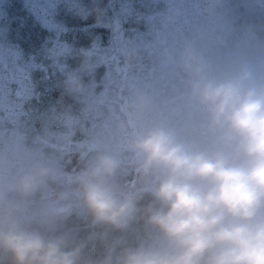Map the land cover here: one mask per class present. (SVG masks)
<instances>
[{
    "label": "clouds",
    "instance_id": "1",
    "mask_svg": "<svg viewBox=\"0 0 264 264\" xmlns=\"http://www.w3.org/2000/svg\"><path fill=\"white\" fill-rule=\"evenodd\" d=\"M177 67L200 117L196 134L148 121L151 99L136 93L122 123L131 188L117 182L121 156L97 146L67 177L70 190L57 194L75 198L84 235L24 211L61 179L57 169L43 159L12 171L0 165V264H264V69L241 62L221 71L192 44ZM67 87L85 84L70 77Z\"/></svg>",
    "mask_w": 264,
    "mask_h": 264
},
{
    "label": "flooded vegetation",
    "instance_id": "2",
    "mask_svg": "<svg viewBox=\"0 0 264 264\" xmlns=\"http://www.w3.org/2000/svg\"><path fill=\"white\" fill-rule=\"evenodd\" d=\"M58 1L60 0H27L29 16L34 18L32 20L23 15L21 0H0V151L7 156L16 157L17 161L8 171L14 170L15 166H25L27 163L24 165L23 162H27V157L30 162L43 159L57 169L61 179L50 183L44 192L36 193L29 201H25L24 211L37 219H51L61 231L76 230L84 235L88 230L87 223L76 207L75 198L59 202L57 194L70 190L67 177L81 168L82 153L88 152L91 155L97 146L115 151L121 156L124 163L117 182L125 190L131 188L134 179L133 159L124 150L127 131L122 123L126 120L123 109L135 95L133 76H139L153 84L150 97L153 109L146 116L148 121H165L195 135L200 117L188 105L185 95L174 98L172 78L165 81L160 54L142 48L121 54L112 51L108 58L109 64L99 62V68L108 70V79L105 78L108 82L103 87L102 95L99 92L102 84L100 76L98 79L95 77L98 82L89 83L88 72L93 68L88 58L79 53V61L75 62L79 67L59 69L66 83L61 87L58 84L50 99L39 107V101L34 99V77L21 64L18 44L20 30L23 23L32 28L27 23H37V17L43 24L70 23V20L65 19V11L58 9ZM209 3V0H196L194 5L203 11V16H208L211 12ZM193 7L188 11L191 12ZM98 19L99 27L103 28V23ZM184 24L188 28L190 23ZM223 24L221 23V32L225 34L221 35L225 38L221 41L223 46L220 47V52L201 53L224 72L234 70L241 62L264 69V23H246L243 28V23H229L227 32L223 29ZM108 25L112 31H116L119 26L122 28L121 32L130 29L137 34H146L142 23ZM239 30L246 32L244 35H237ZM115 36L117 38L118 35ZM195 39L194 37L193 40ZM54 44L55 48L60 45L56 41ZM60 48L61 55L65 52L68 54L66 43ZM95 55L98 56L97 53ZM50 75L53 74L47 73V76ZM70 77L82 79L85 88L80 92L70 91L67 87ZM56 91L67 92L68 99H58ZM145 91L143 88L140 92ZM28 127L31 128L30 132H27ZM147 202L148 197H145L141 203ZM47 206H51L52 211L49 210V215H44L43 211ZM140 227L139 223L132 225L133 229ZM134 235L130 232L132 238ZM4 264L11 262L5 258Z\"/></svg>",
    "mask_w": 264,
    "mask_h": 264
},
{
    "label": "rangeland",
    "instance_id": "3",
    "mask_svg": "<svg viewBox=\"0 0 264 264\" xmlns=\"http://www.w3.org/2000/svg\"><path fill=\"white\" fill-rule=\"evenodd\" d=\"M195 1L60 0L56 3L58 9L65 11V19L70 20V23L43 24L38 17L36 18L37 23H27L32 28L23 23L18 43L19 55L21 64L27 67L31 71L32 77H34L36 95L34 99L39 101L38 106L44 105L50 99L55 87L62 84L60 80L55 79L59 68L75 65L74 55L63 56L59 53L60 46H64L65 43L69 49L79 45L82 46L83 56L87 53V56L91 57L93 69L91 68L92 70L88 72L89 77L87 80L90 81L89 83H96L98 81H95V77L98 79L100 76L102 84L99 92L101 95L103 94V87L108 82L105 81V78L108 79V70L99 68V62L104 61L109 64L108 58L112 51L121 54L138 51L141 48L160 54L165 81L170 77L172 78L171 84L174 86L173 92L176 96L174 98L185 95L184 77L177 67V61L180 56L179 52L186 44L197 47L199 52L214 51L219 53L220 47L223 46L221 41L225 38L221 35L225 34V32H221V23H224L222 27L226 32L229 29V23H243L242 28L246 23H264V0H209L211 2L210 14L197 18L194 12L188 11L194 6ZM20 7L23 15H27L28 19L34 20L29 16L27 0H21ZM96 16H98V21L100 20L101 23H142L147 33L141 35L130 29L124 30L122 33L119 31L117 33L119 37L114 38L111 50L101 52L98 49L99 36ZM86 23H89V28L95 36V43L91 45L90 41L85 45L81 35L82 32L85 35L90 32V29H86ZM184 23H190L189 27H184ZM103 29H105V26ZM245 32L240 31L237 35H244ZM194 37L195 40H193ZM55 41L60 43L58 48H55ZM94 53H97L98 56ZM99 57H102V60H99ZM214 57H217V55ZM94 66L96 67L94 68ZM37 70L40 71L37 72ZM47 73L53 75L47 76ZM132 79L135 83L133 86L135 94L144 88L146 90L144 93L151 97L153 84L139 76H133ZM128 83H130V80ZM55 94L58 95V99H68L67 92L56 91ZM30 131L31 128L28 127L27 132ZM25 150L23 149V151ZM15 161H17L15 155L10 157L5 152L0 151V165L4 168H11ZM26 163H30L29 157H27V162H23L24 165ZM45 190L42 189L37 193Z\"/></svg>",
    "mask_w": 264,
    "mask_h": 264
},
{
    "label": "water",
    "instance_id": "4",
    "mask_svg": "<svg viewBox=\"0 0 264 264\" xmlns=\"http://www.w3.org/2000/svg\"><path fill=\"white\" fill-rule=\"evenodd\" d=\"M49 210L52 211L51 206H47V208L44 210V214H45V215H49V213H48Z\"/></svg>",
    "mask_w": 264,
    "mask_h": 264
}]
</instances>
